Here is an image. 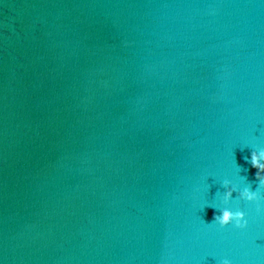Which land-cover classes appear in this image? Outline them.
Masks as SVG:
<instances>
[{
    "label": "water",
    "instance_id": "95a60500",
    "mask_svg": "<svg viewBox=\"0 0 264 264\" xmlns=\"http://www.w3.org/2000/svg\"><path fill=\"white\" fill-rule=\"evenodd\" d=\"M260 148L264 0H0L3 264H264Z\"/></svg>",
    "mask_w": 264,
    "mask_h": 264
},
{
    "label": "clouds",
    "instance_id": "9594fccd",
    "mask_svg": "<svg viewBox=\"0 0 264 264\" xmlns=\"http://www.w3.org/2000/svg\"><path fill=\"white\" fill-rule=\"evenodd\" d=\"M249 160L255 172V178L259 182L255 190L251 188L250 183H242L246 181L247 177L240 176L239 180L235 177L225 176L221 181V185L224 188L223 192L218 193L220 206L209 203L205 200L201 204V208L211 207L214 210L213 218L211 222L206 224H215L220 228H227L232 226L235 229H246L249 224L247 213L242 209H234L231 205L233 200L239 199L246 202H259L264 200V193L260 191V188H264V148L254 149L251 151ZM209 184L205 185V191L207 192ZM236 194L234 197L233 194ZM204 261V260H203ZM202 262V261H201ZM0 264H3L0 261ZM216 264H234V261L228 256H222L216 258Z\"/></svg>",
    "mask_w": 264,
    "mask_h": 264
}]
</instances>
